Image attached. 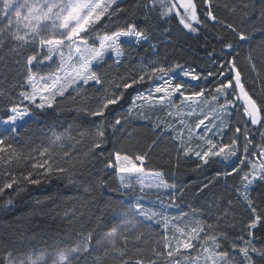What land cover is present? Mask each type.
I'll return each mask as SVG.
<instances>
[{"label":"trees","instance_id":"16d2710c","mask_svg":"<svg viewBox=\"0 0 264 264\" xmlns=\"http://www.w3.org/2000/svg\"><path fill=\"white\" fill-rule=\"evenodd\" d=\"M196 2L200 4L203 23L197 26L198 31L191 32L184 29L174 16L161 18L159 5L152 9L144 6L148 0H122L118 6L125 11L115 14L111 20L105 19L97 30L101 33L105 30L111 32L126 23H135L147 30L149 39L140 44L125 43L119 64L108 58L95 67L105 82V88L117 91L116 86L120 85L119 94L123 91L124 82H130L131 78L140 75L141 67L165 68L179 64L200 75H207L210 71L216 72L223 59L234 58L246 89L264 104V23L259 20L264 11V0H212L216 23L207 21L201 0ZM226 24L245 32L250 39L238 42L235 34L225 27ZM229 42L233 44L231 50L224 48ZM10 48V42L0 47V57H3L0 59L2 119L10 115L8 108L13 103L20 102L19 93L29 90V85L24 83L26 73L19 72V65L14 62L17 57L10 53ZM210 53L213 55L209 56ZM26 54H31V51ZM249 56L255 64V71L249 64ZM33 70L39 73L48 71L46 66ZM153 80L146 79L133 86L125 92L121 102L110 106L104 118L105 142L100 149L87 156L85 153L89 152L91 139H81L78 134L94 130L100 120L83 112L78 113L76 109L83 106L94 108L104 95L105 88L85 86L81 95L69 90L64 98H58L56 108L45 111L38 120H29L18 127V135L8 142L21 154V158H14L7 166L0 159V186L7 182L6 173L11 172L19 177L21 172L31 170V163L41 162L38 152L45 147L49 148L57 166L64 167L66 171L53 173L47 178L40 177L42 182L39 185H25L26 190L19 195L14 190L0 195V258L8 252L18 255L38 249L71 246L82 235L93 232V252L82 255L76 264H94V257L103 253L102 248H96V241L117 224L116 212L125 201L116 173L105 167L110 154L117 150L132 154L148 152L146 168L163 171L165 180L175 185L176 200L169 205H176L180 211L200 218L205 225H213L210 234H226L227 239L219 240L221 251H228L231 256V242L241 235L248 239L245 228L250 215L236 191L239 178L236 175L215 178L217 172H223V164L215 159L203 165L195 157H185L179 153L178 158L176 144L162 138L156 124L129 115L133 97L146 91ZM118 117L127 119L114 130L111 125ZM249 126L252 137H255L260 126L253 127L250 122ZM5 129L0 126V138L12 135ZM69 129L73 139L65 138L63 146L51 145L53 133H65ZM153 141L157 143L149 151L148 146ZM64 152L70 154L67 159L63 158ZM0 155L6 158L7 154ZM29 155L36 159L26 164L23 157ZM250 196L264 211V182H257ZM9 199L12 200L10 205L7 204ZM253 231L255 246L264 247V225H259ZM139 233L137 230L129 233L127 245L123 239L117 240V247L126 248L133 259L136 249H140L144 257H150V249L157 236L150 233L136 240ZM239 243L243 246L242 241ZM252 258L254 264H264V257L253 253ZM236 259L237 262L241 259L238 253ZM103 264L119 262L109 255L103 258Z\"/></svg>","mask_w":264,"mask_h":264},{"label":"snow or ice","instance_id":"6c2138e0","mask_svg":"<svg viewBox=\"0 0 264 264\" xmlns=\"http://www.w3.org/2000/svg\"><path fill=\"white\" fill-rule=\"evenodd\" d=\"M121 2L122 0H22V2L21 0H0V47H3L6 42L11 43L10 53L17 57L14 62L19 65L21 74L26 73L24 83L31 89L19 93L20 102L13 103L8 108L10 115L2 121L3 124L9 126L5 130L12 134L6 138H0V154H7L6 158L0 155V159L4 160L6 166L11 164L14 158L17 160L21 158V154L17 153L12 144L8 142L13 136L18 135V121L27 123L29 120H38L42 113L56 108L58 98H64L69 90L81 95L85 86L95 85L105 88V82L94 70L95 67L105 61L109 53L115 57V63L119 64L120 58L124 55L123 45L125 43L135 41L136 44H140L149 39L147 30L138 27L135 23H126L123 27L111 32L105 30L101 33L97 30L105 19L111 20L115 14L125 11L118 6ZM201 2L207 21L216 23L217 18L212 10V0H201ZM157 5L160 8L161 18L174 16L178 23L188 31H198L197 26L203 23L200 4L196 0H148L144 6L155 9ZM259 20L264 23V11L261 12ZM225 27L235 34L240 43L250 39L248 34L239 31L232 24H226ZM224 48L231 50L233 44L229 42L224 45ZM30 51L31 54H26ZM212 55L213 53L209 54V56ZM248 61L255 71L251 56L248 57ZM46 63H56L55 69L46 74L33 70ZM180 68L179 64L174 65L172 69L152 67L150 71L141 67L140 75L131 78L130 82H124L123 91L119 94L117 91L120 90V85L116 86L117 91L105 88L104 95L94 108L87 106L77 108L78 113L83 112L100 120L94 130L81 131L78 134L81 139L86 137L91 139V147L85 156L100 149L105 142L104 118L110 106L117 105L123 100L127 90L143 83L146 79H163L162 86L158 85L150 89L147 94H138L133 97L132 107L128 110L129 115L137 108L143 109L146 106L163 107L167 105L171 108L188 109L187 112H168L169 116H175L178 121L177 125H168V130L175 132L171 140L177 146L178 158L182 150L185 156L195 155L203 165L215 159L231 169L217 172L215 178L240 176L241 187H237L236 191L239 200L250 215L245 228L248 239L245 240L244 235H241L238 240L232 241L233 255L230 256L228 251L219 250L221 248L219 240L227 239V235L210 234L209 230L214 226L205 225L201 221H196V226L190 230L177 228L176 230L184 237L183 239H176L175 235L170 239L167 235L169 218L161 217L160 212L146 210L137 202L134 206L122 211L120 222L109 228L96 241V248H102L103 253L94 257V264H103V258L109 255L118 260L119 264H158L161 259L173 261L177 255L182 254L181 249L194 250L197 242L202 245L204 264H254L253 253L264 257V247L255 246L256 237L253 231L259 225H264V211H261L255 204L249 192L252 185L258 181L264 182V132L261 133V143L254 145L249 130V122L253 127L264 125V104L255 99L254 95L246 89L241 70L237 67L234 58L223 59L216 72L210 71L204 77L196 74L194 70H184L182 75L190 77V81L178 83L169 76V73ZM164 77L169 78L164 79ZM201 79L204 81L211 79L215 82V86L199 87L198 91L194 90L199 86ZM191 81H196L197 85L193 86ZM176 97L180 98L179 105L174 104ZM137 101H140L139 105ZM204 108H211V119L208 114L204 113ZM197 109H200L199 114L203 116V119L198 120L193 127L187 123L185 118L196 115ZM230 110H234L240 116L243 126L237 122L232 136L225 143L226 132L232 130L230 119L232 111ZM225 117L229 119L226 120ZM126 119L127 117H118L111 127L115 130ZM156 127L158 128L159 125ZM185 131L187 139H185ZM241 135L244 138L242 145ZM194 137L201 142L197 149L191 147ZM65 138L73 139L70 129L65 133H53L50 143L63 146ZM156 143L157 141H153L148 146L149 151L155 147ZM252 147H255L257 151L251 152ZM241 148L243 155H241ZM33 151L36 150L33 149ZM69 155L68 152H64L63 158L67 159ZM38 156L41 162L31 163V170L26 173L21 172L19 177L11 172L5 174L7 182L0 186V195L7 190H14L19 195L26 190L25 185H39L42 182L40 177L47 178L53 173L62 174L66 171L64 167L57 166L48 147L39 150ZM250 157H258V160ZM147 158L148 152L132 154L117 150L110 154L105 167L114 170L120 181V189L125 193L134 188V185L130 183L133 179L139 185L141 193L153 190L156 193H160L161 190L174 193L175 185L165 180L163 171L146 168ZM23 159L27 164L36 157L29 155L24 156ZM237 160L239 163H236ZM245 166L247 171H245ZM170 199L174 202L176 196L173 194ZM7 204H12V200L9 199ZM227 214V212L224 213L225 216ZM181 216L183 217L184 214ZM138 217H143L147 221L161 217V222L164 224L165 235L162 241L158 242L161 247L152 248L151 258L144 257L141 250L136 249L133 259L129 257L126 248L117 247L119 239H123L124 244L127 245L126 234L142 223ZM141 238L137 236L136 240ZM92 240L93 232H88L79 237L71 246L58 248L51 254L46 250L41 251L35 254L34 258L32 253L27 256L13 257L12 253L8 252L0 258V264H48L49 255L52 256L51 264H76L82 255L87 256L93 252ZM173 240H175V247ZM241 241L243 246H240ZM205 242L210 243L211 247H204ZM236 253L241 257L239 262H237ZM193 264H200L199 255L193 259Z\"/></svg>","mask_w":264,"mask_h":264},{"label":"rangeland","instance_id":"374dc122","mask_svg":"<svg viewBox=\"0 0 264 264\" xmlns=\"http://www.w3.org/2000/svg\"><path fill=\"white\" fill-rule=\"evenodd\" d=\"M22 2V0H21ZM26 12V10H24ZM93 35H95V33H93ZM135 42V41H132ZM123 57V56H122ZM122 57L120 58V61L122 59ZM108 58H112L115 61V57L112 56L111 53H109L105 59ZM58 63V61H57ZM44 66L47 67L48 71L41 73V74H46L50 71H53L56 67V63H51L48 64L46 63ZM174 67H165V69H172ZM95 70V69H94ZM148 71H150V69H147ZM184 70H189V68L183 67L181 66L180 69H176L175 71H171L169 73V76L171 78H173L176 82H184V81H190V77H184L182 75V72ZM196 73V72H195ZM198 74V73H196ZM200 75V74H199ZM201 77L207 76V75H200ZM250 76V75H249ZM169 77H164V79H168ZM191 84L193 86L197 85L196 81H191ZM158 85H163V79H156L154 78L152 85L143 92H140L138 94H147L149 92L150 89H154L156 86ZM215 86V82L211 79H209L208 81H204L203 79H201L199 81V86L195 87L194 90L198 91L199 87H214ZM30 86H29V90L30 91ZM190 91L192 89H189ZM138 94H136L135 96H137ZM134 96V97H135ZM180 102V98L176 97L174 99V104L179 105ZM222 102V101H221ZM27 103V102H26ZM140 104V101H137V105ZM132 107V105H131ZM130 107V108H131ZM177 112V111H181V112H187L188 109L184 108V109H180V108H171L168 107L167 105L161 107V106H156V107H144L143 109L137 108L136 110H134L132 112V115L134 117H137L138 119L141 120H151L154 124L159 125L158 130L160 132V136L162 138L165 139H169L171 140V137L175 134L174 131L172 130H168V125L172 124V125H177L178 121L175 118V116H169L168 112ZM232 111V115H231V124H232V130L231 131H227L225 136H224V142L227 143L229 137L232 136L235 127L237 126V122H239L241 124V126H243V121L240 120V116L234 111V110H230ZM200 109H197V114L194 115L191 118H185L187 120V123H189L191 126H195V124L198 122V120L203 119V116L199 114ZM204 113L209 115V118L211 119V108H204ZM226 120H228V117H225ZM4 119H2L0 117V126L4 127V128H8V125H5L2 123ZM24 122L23 121H18L17 124L19 126H21ZM207 123V121H206ZM250 127V126H249ZM179 129L177 128V131ZM199 131V130H197ZM264 132V125H261L259 127V129L257 130V133L255 135V137H252L253 139V144L254 145H258L261 143V133ZM252 135V133H251ZM185 139H187V133L185 131ZM218 139V138H217ZM243 136H240V142L241 145L243 144ZM172 142V140H171ZM201 142L196 139L195 137L192 140L191 143V147L194 149H197V146L200 144ZM251 152H255L257 151V149L255 147H252L250 149ZM180 154L182 156H185L183 154V151H180ZM241 155H243V151L241 148ZM185 157H195V155L189 154L188 156ZM252 159H256L258 160V157H250ZM236 163H239V161L237 160ZM234 166V165H233ZM230 167L226 168L225 165L223 164V172L224 171H230ZM245 171H247V167L245 166ZM241 175H243V173H241ZM118 177V176H117ZM239 178V187L240 186V176H237ZM119 180V178H118ZM259 182V181H258ZM131 184L134 185L133 189L128 190L127 193H125L123 190H121L122 194L125 196V201L122 202V204L119 206L117 212H116V216H117V224L120 222V213L122 211H124L125 209L134 206L137 202H139L144 209L146 210H151V211H157L161 213V217H168L169 218V226L167 229V235L169 236V238L171 239L173 237V235H175L176 239H183L184 237L181 236V234L176 230L177 228H185L186 230H190L192 227L196 226V221H201L200 218L192 215V214H188L186 212H182L178 209V207H176V205H169L170 202L172 201L170 199V196L173 195L174 193L169 191V190H161L160 193H156L155 190L151 191V192H146V193H141L139 191V185L137 184L136 180L133 179L130 181ZM119 185H120V181H119ZM255 186L252 185L249 189V192H251L252 188ZM173 202V201H172ZM181 214H184V216L182 217ZM161 217H157L156 219L152 220V221H147L144 220L143 217H138L139 220L142 221L141 225L138 226L136 229L130 231L134 232V231H138L140 232L138 235L142 236V235H149L150 233H155L157 234L156 238L154 239V245L153 247L156 248H160L161 245L160 241H162L163 236L165 235V228H164V224L161 222ZM127 233L126 235L128 236ZM173 246L175 247V240L172 241ZM204 247H211L210 243L205 242L203 244ZM152 247V248H153ZM152 248L151 250V254H152ZM56 249L58 248H52V249H38L35 251H31L28 253H22V254H12L13 257H19L21 255L23 256H27L29 253L33 254V258L35 256V254H38L41 251H47L49 254L53 253ZM220 250V249H219ZM181 253L176 256L175 260L173 261H167L164 259H161L158 261V264H193V259L195 257H197L198 255L200 256V264H204V253L202 251V245L201 243L197 242L195 243L194 246V250H185V249H181ZM151 254L150 257H146V258H151ZM48 259V264H51V260H52V256L49 255L47 257Z\"/></svg>","mask_w":264,"mask_h":264}]
</instances>
